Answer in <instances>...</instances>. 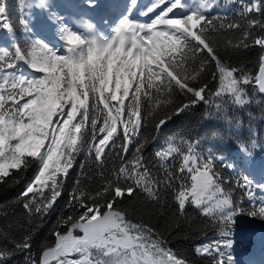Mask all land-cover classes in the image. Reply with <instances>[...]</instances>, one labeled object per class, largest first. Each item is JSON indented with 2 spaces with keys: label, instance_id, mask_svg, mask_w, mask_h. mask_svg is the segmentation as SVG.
Wrapping results in <instances>:
<instances>
[{
  "label": "snow or ice",
  "instance_id": "obj_1",
  "mask_svg": "<svg viewBox=\"0 0 264 264\" xmlns=\"http://www.w3.org/2000/svg\"><path fill=\"white\" fill-rule=\"evenodd\" d=\"M231 2L239 5L240 20L210 16L218 0H150L142 10L139 0H124L115 6L116 16L112 5L85 0L79 15L104 8L105 35L87 21L70 26L48 0H24L29 9L48 10L59 47L31 38L0 47V182L12 170L19 176L35 164L21 193L27 198L23 207L46 213L63 194L81 150L86 148L101 167L109 154L120 161L94 192L79 179L75 182L68 207L77 214L61 219L57 229L64 231L56 230L55 243L38 259L29 257V264H191L168 247L167 232L178 227L175 219L157 228L134 222L120 207L137 191L153 200L171 191L180 214L190 204L222 222L224 239L197 246L196 252L213 256L214 264H237L227 250L233 246L230 225L243 210L237 208L233 190H225L231 182L216 171L215 161L223 157L204 156L192 142L169 140L155 153L159 172L145 164L144 144L137 143L129 158L146 118L159 131L201 102L217 111L227 103L241 108L264 103V0ZM138 11L147 22L135 18ZM20 23L26 34L31 32V13ZM0 28L15 31L5 0H0ZM253 47L260 49L255 70L226 58V53ZM238 147L251 156L244 143ZM177 157L179 165L173 167ZM235 184L252 199L255 190L264 193V183L248 174ZM247 215L264 218V199ZM31 247L25 237L10 249L0 248V264Z\"/></svg>",
  "mask_w": 264,
  "mask_h": 264
},
{
  "label": "trees",
  "instance_id": "obj_2",
  "mask_svg": "<svg viewBox=\"0 0 264 264\" xmlns=\"http://www.w3.org/2000/svg\"><path fill=\"white\" fill-rule=\"evenodd\" d=\"M5 4L15 29L16 42L29 39L20 23L24 0H5ZM220 4L222 7H228L229 11L217 12L210 16L240 20L238 4L232 3L231 0H220ZM228 35L235 38L238 34ZM259 52L258 47H253L248 51L229 52L225 55L231 63L246 65L255 70ZM210 87L214 89L215 82H210ZM249 94L253 95L251 86ZM256 98L260 99L258 95ZM169 140L192 142L204 156L211 153L223 157V160L215 161L216 171L225 181L231 182L225 183V190H233V200L237 208L243 210L234 217V223L230 225L231 237L237 230L264 226V218L247 215V212L254 207L258 208L260 204H253L251 197L235 184L243 174L250 175L242 158L235 153L240 143H244L258 161L264 158V103H252L243 108L227 103L217 111L211 103L201 102L180 115L173 116L159 131L155 128L154 120L146 118L129 149V158L137 143L144 144L145 164L153 172H159L160 165L155 153ZM253 143L255 148L252 147ZM109 155L111 158L101 167L88 156L86 148L81 150L64 182L63 194L46 213H30L23 207L27 198L22 197L21 193L35 172V164L19 176L12 170L11 175L5 178L4 182H0V248L10 249L14 241L25 237L30 239L32 245L31 249L15 251L7 264H29V257L38 259L45 247L55 243L53 233L56 230L64 231L63 227L57 229L61 219L69 214H77L68 207L69 193L75 182L79 179L82 185L94 192L102 184L104 177L110 174L113 165L118 166L120 163L115 155ZM178 165L177 157L172 166ZM255 195L259 196L257 191ZM120 207L128 211L134 222L147 221L157 228H162L169 218L175 219L178 227L168 230V247L178 256L187 258L191 264H214L212 256H200L196 248L207 241L224 239L221 233L225 225L219 220L202 215L200 209L190 204L183 214H180L171 191L161 192L158 200L150 199L146 193L137 191L134 198L125 199Z\"/></svg>",
  "mask_w": 264,
  "mask_h": 264
},
{
  "label": "rangeland",
  "instance_id": "obj_3",
  "mask_svg": "<svg viewBox=\"0 0 264 264\" xmlns=\"http://www.w3.org/2000/svg\"><path fill=\"white\" fill-rule=\"evenodd\" d=\"M78 1H79V4H82L84 2V0H78ZM120 1H122L121 3H124V0H120ZM48 2L52 6V11H55L56 13H58L64 17L63 12H62V10H60V7L58 5L59 0H48ZM105 2H106V0H98V3H101V4H106ZM118 2L119 1H117L114 4V6L112 5L113 9H115V6L118 5ZM140 7H141V3H140ZM223 9H224V7L221 6L220 0H218L217 6H214L208 14L210 15V14H214L217 12H221ZM29 12L31 13V29L32 30H31V32L27 33L28 37L31 39H45L46 41L51 42V44L53 46L59 47V45L57 44V41L53 38L55 28L52 26V23L48 18V10L47 9H40L39 7H32L31 9H29L26 6V4L24 3V5H23V16ZM80 24H81V22H80ZM72 25H75V24H73V21L71 22L70 26H72ZM79 25H77V26H79ZM11 36H12V34L8 33L7 30L0 28V47L9 48V46L6 43L8 40H10ZM235 153H236V151H235ZM236 155H238V154L236 153ZM239 156L244 158L243 155L239 154ZM251 159H253V158L251 157ZM255 159L258 162L257 158H255ZM251 178L255 181V179L253 177H251ZM257 181H255V182L256 183H264V176L261 178V180L257 179ZM255 191H257L259 193V197H261V199H264V193H260L259 190H255ZM255 202H256V204H260V202L257 199H255ZM262 228H263V226L256 227V228L255 227L253 228L252 226H250L247 229L237 230L236 236L233 237L232 240L233 239L235 240L236 245H243L246 248V244L249 243L248 239H251V238L238 239L236 237H238L240 235H247L250 233V231H254V230H259V232L260 231L262 232V230H263ZM250 241H252V240H250ZM213 242L207 241V242L203 243V245H210ZM223 250L224 249H222V251ZM227 251H230L233 257L238 256L237 253L232 248L227 250Z\"/></svg>",
  "mask_w": 264,
  "mask_h": 264
},
{
  "label": "bare ground",
  "instance_id": "obj_4",
  "mask_svg": "<svg viewBox=\"0 0 264 264\" xmlns=\"http://www.w3.org/2000/svg\"><path fill=\"white\" fill-rule=\"evenodd\" d=\"M106 2H107L106 4H101V3H99V4L107 7L109 5H114L117 2V0H106ZM139 2L141 3L140 9L142 10L143 7L150 2V0H139ZM84 4H85V0L82 4H79L78 0H59L58 5L60 7V10H62L64 18L66 21H70V22L73 21V24H75V25H78L80 22L87 21V22L94 24L98 31H102V32H104L105 35H109V33L107 32V26L104 25L103 21L101 20V16L104 12V8H100L96 12L89 11L88 15L81 16V15H79V13L81 11H83L84 9L80 6H83ZM118 4H123V3L118 2ZM116 15H118V12L114 9L113 10V16H116ZM134 15H135V18L137 20H139L140 22H147V17L143 16L140 11L136 12ZM237 152H238V154L244 155L245 161L247 162L250 171L254 174L256 180L257 179L261 180V178L264 176V164L260 165V166H256L254 164V160H253L254 158L252 157V155L250 157H246L245 154L242 153L239 148H238ZM251 157L253 159H251ZM252 236L255 237L256 239L264 238V230H262V232L261 231L260 232L255 231L254 235H252ZM239 238H241V237H239ZM201 245H203V244H201ZM262 245L264 246L263 243H262ZM234 248H235V246L233 243L232 249H234ZM243 253H242V255H243ZM200 256H204V255H200ZM235 261L237 262V264H242L243 256L240 259H236Z\"/></svg>",
  "mask_w": 264,
  "mask_h": 264
},
{
  "label": "water",
  "instance_id": "obj_5",
  "mask_svg": "<svg viewBox=\"0 0 264 264\" xmlns=\"http://www.w3.org/2000/svg\"><path fill=\"white\" fill-rule=\"evenodd\" d=\"M261 241L251 242L243 256V264H264V247Z\"/></svg>",
  "mask_w": 264,
  "mask_h": 264
}]
</instances>
